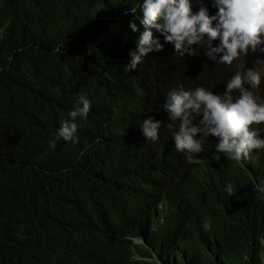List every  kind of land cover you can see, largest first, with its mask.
<instances>
[{"label": "trees", "instance_id": "16d2710c", "mask_svg": "<svg viewBox=\"0 0 264 264\" xmlns=\"http://www.w3.org/2000/svg\"><path fill=\"white\" fill-rule=\"evenodd\" d=\"M131 2L0 0V264H79L72 250L88 241L84 249L105 248L110 261L82 252L83 264H264V202L252 189L218 198L208 216L186 212L162 235L115 219L121 185L153 169L171 138L160 108L166 92L178 85L217 91L235 71L203 50L176 57L162 37L161 51L127 71L143 31L126 11ZM62 42L63 51L53 52ZM81 93L90 109L77 118V142L58 139L50 148ZM148 116L162 123L156 143L137 127ZM133 237H143L161 263ZM133 245L143 259L133 258Z\"/></svg>", "mask_w": 264, "mask_h": 264}, {"label": "clouds", "instance_id": "9594fccd", "mask_svg": "<svg viewBox=\"0 0 264 264\" xmlns=\"http://www.w3.org/2000/svg\"><path fill=\"white\" fill-rule=\"evenodd\" d=\"M196 2L199 7L194 12L190 0H132L126 9L143 26L124 66L127 71L136 70L148 54L161 51L164 43L173 46L176 57L197 56L203 50L215 65L235 69L220 81L217 91L178 85L164 95L160 108L171 138L158 148L153 169L121 185L115 215L119 223L129 222L150 235L175 230L184 214L194 209L208 216L212 202L229 201V196L242 189L256 191L264 202V0H208L215 9L211 15L203 0ZM128 27L137 31L132 21ZM213 41L218 42L213 45ZM62 51L63 42L53 48L57 54ZM249 56L252 59L245 65ZM89 109L90 100L78 94L67 118L54 130L50 148H55L58 139L76 143L77 118L86 119ZM161 125L148 116L137 127L145 142L156 143ZM202 227L207 229L208 221ZM132 242L149 248L143 237H133ZM89 245L88 241L72 250L79 264H83L82 252L98 253L103 261H110L105 248L90 252L84 249ZM149 249L151 260L161 263ZM132 251L134 259H143L134 245Z\"/></svg>", "mask_w": 264, "mask_h": 264}, {"label": "rangeland", "instance_id": "374dc122", "mask_svg": "<svg viewBox=\"0 0 264 264\" xmlns=\"http://www.w3.org/2000/svg\"><path fill=\"white\" fill-rule=\"evenodd\" d=\"M0 38H1V34H0ZM259 95H260V96H262V94H261V93H259ZM263 95H264V94H263Z\"/></svg>", "mask_w": 264, "mask_h": 264}]
</instances>
